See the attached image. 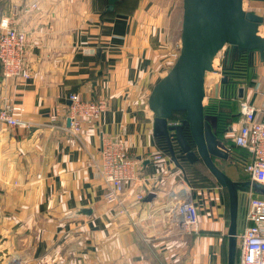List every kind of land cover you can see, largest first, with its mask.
<instances>
[{"label": "crops", "instance_id": "1", "mask_svg": "<svg viewBox=\"0 0 264 264\" xmlns=\"http://www.w3.org/2000/svg\"><path fill=\"white\" fill-rule=\"evenodd\" d=\"M248 2L263 17L264 35V1ZM103 8V0H0V18L26 32L30 64L27 79L0 76V99L6 94L22 104L28 122L0 123V264H227L219 187L194 189L197 231H165L168 193L184 172L156 143L147 97L172 65L175 20L144 0L129 13ZM242 87L241 99L262 102L264 62ZM70 92L108 103L76 135L67 129ZM108 134L141 165L140 179L125 184L123 210L104 202L94 168ZM143 187L153 196L135 200Z\"/></svg>", "mask_w": 264, "mask_h": 264}, {"label": "water", "instance_id": "2", "mask_svg": "<svg viewBox=\"0 0 264 264\" xmlns=\"http://www.w3.org/2000/svg\"><path fill=\"white\" fill-rule=\"evenodd\" d=\"M106 1V10L112 11L119 0ZM244 1L247 0H182L179 54L169 70L153 85L147 97V106L153 113L152 134L163 138L168 156L175 166L183 172L174 145L188 162L200 160L217 184L227 191V264H234L241 186L247 185V189L251 186L258 193H264V188L250 180H233L215 164L213 158L227 159L229 152L219 143L211 123L204 115L205 76L213 70V59L222 49L223 62L232 52L241 50L254 51L259 62H264V35L259 32L263 17L246 10ZM226 80V76L222 75L220 84ZM217 91L218 87L215 93ZM242 93L243 88L239 87L238 96L242 97ZM174 111H184L185 117L180 122L172 121ZM186 124L194 148L183 134ZM152 196L150 192L146 199L150 200Z\"/></svg>", "mask_w": 264, "mask_h": 264}, {"label": "built area", "instance_id": "3", "mask_svg": "<svg viewBox=\"0 0 264 264\" xmlns=\"http://www.w3.org/2000/svg\"><path fill=\"white\" fill-rule=\"evenodd\" d=\"M179 49L178 40L176 48L170 52L172 64L179 54ZM217 54L218 65L216 68L213 66L212 70L217 73L216 78L207 82L205 76V85L206 82H211L210 85L215 84V91L223 75L221 71L223 49ZM0 76L3 79H27L30 76L26 32L12 24L8 17L0 18ZM67 97L69 100L66 109L69 120L67 129L73 135L78 134L85 123L90 124L97 119L108 106L104 98L83 99L75 92H70ZM23 110L22 104L3 94L0 99V123L7 126H28V122L21 118ZM238 113L240 116L238 125L235 129L229 130L230 139L249 153L250 159L244 167L248 180L264 188V97L259 105H252L242 99ZM160 157V154L154 155V159ZM94 168L103 182L104 202L111 208L123 210L125 184L127 182L133 184L140 179V162L129 155L121 138L108 134L101 136L99 159L94 163ZM193 193L194 189L183 178L169 191L165 211L168 233L186 235L197 231L198 211ZM146 194L147 190L144 187L139 188L134 192L133 198L141 201ZM243 194L247 202L241 212V224L235 235L236 264H264V193H255L250 186ZM76 216H78L76 212L69 215L71 218ZM7 264L24 263L19 259L10 258Z\"/></svg>", "mask_w": 264, "mask_h": 264}, {"label": "trees", "instance_id": "4", "mask_svg": "<svg viewBox=\"0 0 264 264\" xmlns=\"http://www.w3.org/2000/svg\"><path fill=\"white\" fill-rule=\"evenodd\" d=\"M132 1V3H131ZM104 14H114L118 12L129 13L133 11L136 7L138 0H119L116 2L115 8L112 11L106 10L107 1L103 0ZM258 58L254 51L252 50H241L240 52L234 51L229 54L228 59L222 61V74L226 76L227 80L224 83L220 84L219 94L212 96L208 99L207 103L204 105V115L209 120L212 126V130L217 138V140L227 148L229 152V157L227 159L213 158L214 162L217 159L223 160L229 163V167H234L237 170L235 176L228 175V171L224 172L233 180L245 181L248 180V175L244 171L246 163L249 161V153L246 149L241 148L235 145L229 137H226V134L229 132L230 127L239 121L238 110H233L232 102H239L242 100L238 96V88L247 84L253 77ZM243 88V87H242ZM185 117L184 111H174L172 113L171 120L174 122H180ZM183 134L190 143L191 147L194 148V141L190 135L188 125L186 124L183 127ZM158 147L164 154L168 155L166 150V144L162 137H155ZM175 153L178 156V160L182 165L184 172V177L192 186H201L208 187L212 186L211 184L215 183L220 188H222L224 200L227 210V223H229V212H228V197L227 191L224 187H221L214 180H207V177H204L202 173L195 168L197 162L200 160L190 163L184 157L179 156V152L176 145H174ZM180 153V152H179ZM202 163V162H201ZM215 164H217L215 162ZM218 166V165H217ZM219 167V166H218ZM220 168V167H219ZM192 172V175L189 177V172ZM197 180V181H196ZM258 193V192H255ZM237 254V248L235 247V254Z\"/></svg>", "mask_w": 264, "mask_h": 264}, {"label": "rangeland", "instance_id": "5", "mask_svg": "<svg viewBox=\"0 0 264 264\" xmlns=\"http://www.w3.org/2000/svg\"><path fill=\"white\" fill-rule=\"evenodd\" d=\"M143 0H138V3L136 5V7H138V4L142 3ZM132 3V1H131ZM144 3H146V7L147 8H154V9H157V10H163V13L165 14L166 16V19L170 20V18H173V21L175 20L174 22V25L177 26L178 28H176L177 30V33L180 32V23H181V16H182V0H144ZM250 2L248 1H244V8L246 10H249L250 8ZM135 7V8H136ZM221 55V54H220ZM221 57H219V60H220ZM210 83H207L206 82V97L204 99V104L207 103L208 99L212 96H214V92H215V84H212L210 85ZM219 88H220V84L218 86V91L216 93V95L219 94ZM238 104L239 102H232V107H233V110H238ZM233 126V125H232ZM231 126V127H232ZM230 127V129H232ZM235 127V126H234ZM233 127V128H234ZM229 129V130H230ZM231 134L230 132H228L226 134V137H229L230 138ZM231 140V139H230ZM220 143V142H219ZM221 144V143H220ZM222 145V144H221ZM215 162L217 163L216 165H218L223 171L224 170H227L228 172V175H231V176H235V173H237V170L232 166V167H229V163L223 161V160H220V159H216ZM195 168H197L204 177H207V180H212L214 181V178L210 175V173L207 171V169L203 166V164L201 162H197L195 164ZM189 172V171H188ZM189 177L192 175V172H189ZM191 178V177H190ZM183 179L186 180V178L184 177ZM187 181V180H186ZM197 181V180H196ZM188 182V181H187ZM189 183V182H188ZM189 185L193 188V189H196L197 191L198 190H201V186H192L190 183ZM213 187L217 186L219 187L218 185H216L215 183L211 184ZM242 187V190L239 192V197H238V212H237V225H236V231L239 229V226L241 224V212L243 210V207L246 206V196L243 194L244 192H246L247 190V185H244V186H241ZM220 188V187H219ZM220 190H222V188H220ZM223 192V191H222ZM229 221V220H228ZM167 225V224H166ZM165 231L166 233L168 232V226L165 227ZM234 254H235V251H234ZM234 259H236L235 256H233Z\"/></svg>", "mask_w": 264, "mask_h": 264}, {"label": "bare ground", "instance_id": "6", "mask_svg": "<svg viewBox=\"0 0 264 264\" xmlns=\"http://www.w3.org/2000/svg\"><path fill=\"white\" fill-rule=\"evenodd\" d=\"M218 65V54L216 55V57L213 59V66L214 68H216ZM217 73L213 72V71H209L206 73V81L209 82L210 79H214L216 78Z\"/></svg>", "mask_w": 264, "mask_h": 264}, {"label": "flooded vegetation", "instance_id": "7", "mask_svg": "<svg viewBox=\"0 0 264 264\" xmlns=\"http://www.w3.org/2000/svg\"><path fill=\"white\" fill-rule=\"evenodd\" d=\"M177 154H179V156H182L181 158H183V155L181 153L177 152Z\"/></svg>", "mask_w": 264, "mask_h": 264}]
</instances>
